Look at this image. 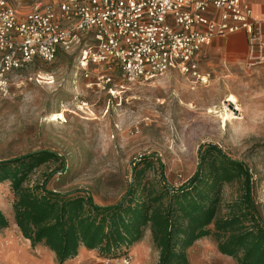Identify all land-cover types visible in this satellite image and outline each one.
I'll use <instances>...</instances> for the list:
<instances>
[{
  "label": "rangeland",
  "instance_id": "374dc122",
  "mask_svg": "<svg viewBox=\"0 0 264 264\" xmlns=\"http://www.w3.org/2000/svg\"><path fill=\"white\" fill-rule=\"evenodd\" d=\"M83 47L61 51L51 63L37 60L12 75L10 97L0 99V161L51 151L65 159L66 170L50 177L48 189H82L96 203L112 205L127 192L140 161H154L146 168L145 182L158 180L161 161L167 182L178 187L195 174L200 146L213 144L246 163L264 221V69L248 70L244 63L222 67L210 74L206 85L177 71L136 83H127L116 72L111 95L87 88L93 78L86 80L79 66ZM208 71L206 64L201 66L202 74ZM232 94L238 106L226 101ZM57 167L48 162L35 168L30 183L43 182ZM239 193L238 183L225 185L223 204ZM13 199L10 182L0 183V209L10 222L0 230V264H58L50 250L33 248L23 238L14 224ZM226 211L222 206L221 214ZM129 251L130 264H158L149 230ZM90 255L64 264H119L126 257L97 254L102 259L97 261ZM188 256L189 264H237L211 238L196 241Z\"/></svg>",
  "mask_w": 264,
  "mask_h": 264
},
{
  "label": "trees",
  "instance_id": "16d2710c",
  "mask_svg": "<svg viewBox=\"0 0 264 264\" xmlns=\"http://www.w3.org/2000/svg\"><path fill=\"white\" fill-rule=\"evenodd\" d=\"M198 157L195 174L178 187L167 182L161 161L158 180L145 182L154 161H140L127 192L112 205L96 203L82 189H48L50 177L66 170L65 159L48 150L0 161V183L11 184L13 220L23 238L33 248L50 250L58 264L76 258L81 248L107 258L127 256L147 230L159 252L158 264H189L188 249L203 238L213 239L218 251L237 264H264V221L246 163L213 144L201 145ZM48 162L58 167L43 182L31 184L33 170ZM235 182L239 195L223 204L224 186ZM9 224L0 209V230Z\"/></svg>",
  "mask_w": 264,
  "mask_h": 264
},
{
  "label": "built area",
  "instance_id": "2783aa9c",
  "mask_svg": "<svg viewBox=\"0 0 264 264\" xmlns=\"http://www.w3.org/2000/svg\"><path fill=\"white\" fill-rule=\"evenodd\" d=\"M238 32L248 36L246 68L264 67V20L244 0H61L23 14L0 0V99L10 97L15 73L82 45L79 66L86 80L93 78L86 86L99 92L115 94L116 72L136 83L177 71L206 85L200 51Z\"/></svg>",
  "mask_w": 264,
  "mask_h": 264
},
{
  "label": "crops",
  "instance_id": "0c3cea01",
  "mask_svg": "<svg viewBox=\"0 0 264 264\" xmlns=\"http://www.w3.org/2000/svg\"><path fill=\"white\" fill-rule=\"evenodd\" d=\"M33 2L26 0H9L10 4L19 12L25 13L33 9L36 3H40L42 6L61 0H44L45 2ZM250 4L253 9L254 17L264 20V0H244ZM248 52V36L244 32H238L227 37H217L213 39L209 44L205 45L200 51L197 60L199 67L204 64L207 65L211 71V74L222 67H233L237 64L244 63ZM259 69H264L260 67ZM92 254L95 260L101 261L95 251H89L86 248H81L78 258ZM95 254V255H93Z\"/></svg>",
  "mask_w": 264,
  "mask_h": 264
},
{
  "label": "bare ground",
  "instance_id": "6f19581e",
  "mask_svg": "<svg viewBox=\"0 0 264 264\" xmlns=\"http://www.w3.org/2000/svg\"><path fill=\"white\" fill-rule=\"evenodd\" d=\"M48 77V76H47ZM46 78V77H45ZM227 102H230L231 104H235V105H237V98H236V96H234L233 94L232 95H230L229 96V98H228V100H226ZM238 106V105H237ZM236 109H239V108H236ZM210 112H212L211 110H210ZM227 114V113H226ZM225 114V115H226ZM230 114V113H229ZM229 114H227L226 115V117L228 118V117H231ZM235 116V115H234Z\"/></svg>",
  "mask_w": 264,
  "mask_h": 264
}]
</instances>
